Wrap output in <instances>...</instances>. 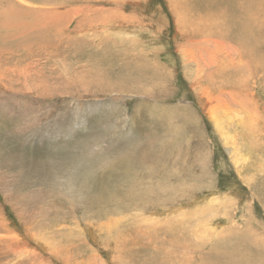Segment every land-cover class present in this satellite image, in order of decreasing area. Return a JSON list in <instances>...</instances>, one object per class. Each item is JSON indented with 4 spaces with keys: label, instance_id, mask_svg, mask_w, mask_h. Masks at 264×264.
<instances>
[{
    "label": "rangeland",
    "instance_id": "1",
    "mask_svg": "<svg viewBox=\"0 0 264 264\" xmlns=\"http://www.w3.org/2000/svg\"><path fill=\"white\" fill-rule=\"evenodd\" d=\"M0 24V264H264V0Z\"/></svg>",
    "mask_w": 264,
    "mask_h": 264
},
{
    "label": "bare ground",
    "instance_id": "2",
    "mask_svg": "<svg viewBox=\"0 0 264 264\" xmlns=\"http://www.w3.org/2000/svg\"><path fill=\"white\" fill-rule=\"evenodd\" d=\"M8 22V21H7ZM1 25V24H0ZM2 26V25H1ZM221 49V48H220ZM222 50V49H221ZM220 50V51H221ZM222 52V51H221ZM212 115H214V113L212 114ZM216 116H215V119H216V123L219 125V127L222 129V125H224V123L222 122L223 121V119L222 118H224L225 119V116H221L220 115V113L219 114H215ZM214 119V118H213ZM225 122V121H224ZM224 128H225V125H224Z\"/></svg>",
    "mask_w": 264,
    "mask_h": 264
}]
</instances>
